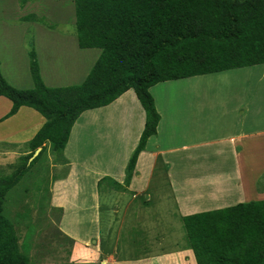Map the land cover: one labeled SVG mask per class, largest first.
I'll return each instance as SVG.
<instances>
[{
	"label": "crops",
	"instance_id": "1",
	"mask_svg": "<svg viewBox=\"0 0 264 264\" xmlns=\"http://www.w3.org/2000/svg\"><path fill=\"white\" fill-rule=\"evenodd\" d=\"M41 35L35 36L34 47L44 83L48 87L71 86L55 84L72 74L84 76V82L101 50L80 48L78 37L69 34L55 35L47 30ZM177 81L190 87L198 83L191 77L162 82L150 89L160 122L156 135L148 139L138 157L129 186L125 184L126 167L146 123V112L136 92L130 89L112 104L88 110L78 118L62 156L53 164L59 175L50 189V205L62 209L59 226L69 242L62 245L61 256H52L48 252L40 254L39 249L34 254L33 247L40 245L26 241L31 264L40 261L42 264H166L167 259L197 264L189 246L176 247L177 242L166 246L169 241L166 235L162 241L149 238L152 228L140 231L145 236L139 239L148 248L140 252L134 249L138 245L136 241H126L120 236L121 231L134 226H104L100 197L104 184L109 185L110 193L121 198L127 196L130 207L134 200L145 196L143 202L147 204L152 198L149 192L154 181L168 179L180 221L184 216L230 207L224 206L227 200L233 199L238 204L264 199V191L257 190V182L264 176V119L255 116L248 120L239 111H231L216 120L202 116L203 112L194 111L200 108L194 105V100L187 99L185 105H181L183 100L180 105L172 100L170 93ZM12 105L8 98L0 97V159L8 157L9 151L28 154V142L46 122L38 111L26 106L4 118ZM128 207L121 212L118 204L115 208L108 205L116 221L124 220L126 212L128 215L132 212ZM137 213L140 220L145 208H138ZM167 248L173 249L167 251Z\"/></svg>",
	"mask_w": 264,
	"mask_h": 264
},
{
	"label": "trees",
	"instance_id": "2",
	"mask_svg": "<svg viewBox=\"0 0 264 264\" xmlns=\"http://www.w3.org/2000/svg\"><path fill=\"white\" fill-rule=\"evenodd\" d=\"M75 8L80 48L101 50L83 83L48 87L31 38L26 41L32 88L10 84L0 61V97L13 104L4 118L26 106L46 119L17 168L0 175V264H31L26 241L21 245L16 222L5 213L7 196L47 144L53 152H64L84 112L106 107L130 89L136 92L146 123L127 165L129 186L138 157L160 122L153 86L264 65V0H75ZM21 20L42 22L35 14ZM182 222L197 264H264V199L184 216Z\"/></svg>",
	"mask_w": 264,
	"mask_h": 264
},
{
	"label": "rangeland",
	"instance_id": "3",
	"mask_svg": "<svg viewBox=\"0 0 264 264\" xmlns=\"http://www.w3.org/2000/svg\"><path fill=\"white\" fill-rule=\"evenodd\" d=\"M29 14H35L42 20L39 22L42 24H38L36 20H21ZM75 22V0H0V61L5 76L15 84H12L14 87L30 89L34 85L29 68L30 46L26 39L31 38L34 43L35 36L40 37L41 32H47V30L53 31L55 35L69 34V36L77 37ZM201 76L194 77L198 83L192 87L177 81L179 84L177 83L170 93L175 104L180 105V100H183L181 105H185L187 99L194 100V105L200 107L194 111H201L202 116L207 115L215 120L231 111H239L240 116L247 117L248 120H252L255 116L257 118L261 116L264 119V65L206 74L198 79ZM83 79L84 76L72 74L64 77L61 82H56L55 86L80 84ZM196 101L199 104L195 103ZM25 149L27 151L28 148ZM212 150L214 152L216 149ZM12 152L9 151L8 157L0 159L1 176L11 174L20 163L21 155L17 154L19 151ZM61 156L62 154L47 149L7 196L5 213L16 222L21 245L28 240L36 241L40 245L33 247L34 254L39 249L40 254L48 252L52 256H61L62 253L59 252L63 251L62 245L69 242L68 236L59 226L61 211L50 205L51 185L54 178L59 175L58 168L53 164ZM66 171L67 168H64L63 172ZM257 187L258 191H264V176L257 182ZM170 188L168 179L155 180L149 192L152 198L147 204L144 205L143 202L147 196L134 200L133 205H129L132 212L129 215L126 212L124 220L121 221L119 218L116 221V215L113 214L111 217L108 205L115 208L118 204L122 212L128 207V197L121 198L110 193L109 185L104 184L100 193L104 226L108 224L116 228L121 224H125L127 228L129 225L134 226V229L121 231L120 236L122 235L126 241L129 239L136 241L138 245L134 249L140 252H146L148 249L139 239L145 236V233L140 231L148 230V228H152L149 238L162 241L166 235L169 240L166 246L177 242L176 247L180 245L185 249L188 246L186 237L183 236L185 229L179 219V212L176 209L172 188ZM234 201L227 200L224 206L236 205ZM142 207L145 208L146 213L142 214L143 217L141 216L138 220L137 209ZM125 225L121 228L126 229ZM155 249L157 248H149L152 251ZM171 249L173 248L166 250ZM39 264H42L41 261ZM166 264H180V262L167 259Z\"/></svg>",
	"mask_w": 264,
	"mask_h": 264
},
{
	"label": "water",
	"instance_id": "4",
	"mask_svg": "<svg viewBox=\"0 0 264 264\" xmlns=\"http://www.w3.org/2000/svg\"><path fill=\"white\" fill-rule=\"evenodd\" d=\"M41 150H42V148H39V149L35 152L34 156L31 158V160H33L36 156H38V154L41 152Z\"/></svg>",
	"mask_w": 264,
	"mask_h": 264
},
{
	"label": "clouds",
	"instance_id": "5",
	"mask_svg": "<svg viewBox=\"0 0 264 264\" xmlns=\"http://www.w3.org/2000/svg\"><path fill=\"white\" fill-rule=\"evenodd\" d=\"M42 148V147H41ZM39 155V154H38ZM30 161H32L31 159H30Z\"/></svg>",
	"mask_w": 264,
	"mask_h": 264
}]
</instances>
